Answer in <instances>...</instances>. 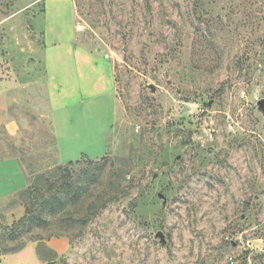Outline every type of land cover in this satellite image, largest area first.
<instances>
[{
    "label": "rangeland",
    "instance_id": "obj_1",
    "mask_svg": "<svg viewBox=\"0 0 264 264\" xmlns=\"http://www.w3.org/2000/svg\"><path fill=\"white\" fill-rule=\"evenodd\" d=\"M28 42L58 147L43 108L17 106L15 137L0 127V156L21 158L36 198L0 204V254L34 243L39 264H264V0H0L4 73ZM70 161L78 173L99 161L87 193L99 210L73 199L12 229ZM7 264L38 262L26 250Z\"/></svg>",
    "mask_w": 264,
    "mask_h": 264
},
{
    "label": "crops",
    "instance_id": "obj_2",
    "mask_svg": "<svg viewBox=\"0 0 264 264\" xmlns=\"http://www.w3.org/2000/svg\"><path fill=\"white\" fill-rule=\"evenodd\" d=\"M36 46V45H35ZM34 44L32 42H28L27 46L22 47L25 48L24 51L21 49L20 51V59L10 56L7 57L8 60L5 61L4 66L7 68L5 73L2 68H0V115H1V122L0 127L3 129L4 133L8 136L15 137L19 133V128L21 125V119L18 116L17 106L20 104H26L30 106L33 110L42 109L43 115L45 114L46 117H49V120L53 124V131L55 140L58 147L57 136L58 133L56 132V120L54 119L51 110L48 109V95L49 91L40 90L39 89V82L41 80L45 82V79L42 75H37L38 72L42 74L41 65L42 62L39 59L31 57L34 54L33 51L29 53L27 48H31L34 50ZM85 54V55H84ZM83 57L86 60H89L87 57V53H83ZM101 64H103L101 62ZM3 66V67H4ZM9 70V71H8ZM9 72V73H8ZM110 78L113 81V69L110 64ZM104 82V80H103ZM113 84V83H112ZM46 85H44L45 88ZM55 90V88H53ZM77 89H73L71 94L68 97H79L68 99L70 104H74V113L79 116L84 112L86 109L85 104L87 101L85 99H81V95ZM112 93H113V86H112ZM57 99L59 100L61 110L59 113L61 117L65 120L66 115L68 114V103H66V95L64 93H53ZM60 96V97H59ZM99 96V95H98ZM63 103V106H62ZM100 103V101H99ZM38 106V107H37ZM85 106V107H83ZM12 107V108H10ZM13 111L15 114H13ZM60 126L61 122L58 121ZM65 127L66 122L62 123ZM58 150V149H57ZM27 187V177L23 168L21 167L17 158L13 155L4 154L0 156V204L6 203L10 201L17 193L23 191ZM17 212L21 213L20 209L16 210ZM22 215V214H21ZM63 242L52 240L47 242V246L55 251L56 253L63 255L66 251L63 248ZM65 245V244H64ZM26 250L33 253V255L37 258V262L39 264V258L36 255V245L34 243L27 244L21 251L11 254V255H4L0 257L1 264H7L9 262H15V260L24 254Z\"/></svg>",
    "mask_w": 264,
    "mask_h": 264
},
{
    "label": "trees",
    "instance_id": "obj_3",
    "mask_svg": "<svg viewBox=\"0 0 264 264\" xmlns=\"http://www.w3.org/2000/svg\"><path fill=\"white\" fill-rule=\"evenodd\" d=\"M17 160L19 161L21 167L24 170L22 160L21 158L16 157L13 155ZM80 161L76 162H68L66 165H61L58 166L51 174L49 177L53 180V183L50 185L51 190H53V194L51 198H48L45 202V204H41L37 207L36 212L32 210L33 204L31 206H28L27 200L25 201L24 204V214L23 216L13 223L12 229H23V232L29 233L32 229V226L35 224H46V221H44L42 217L43 210H45L44 206H49V210L51 211V214H59V211H61L64 206H66L67 203L71 202L73 199H75L77 205L80 208H83L84 206H88L85 208V211L90 210V204L88 202V197L87 193L89 192V188L91 187L92 184H95L99 182V161H89L88 165H93V169L90 170H82L78 173V170L75 168L76 166L81 165ZM92 170H98V172H92ZM25 175L26 171L24 170ZM48 176V175H47ZM27 177V175H26ZM50 179V180H51ZM53 185V187H52ZM70 189L71 193H65V190ZM95 189V188H93ZM20 196L25 195L28 199L32 198L34 201L36 198H34L35 192L34 189L32 188V185L29 184V181L27 179V187L18 193ZM93 205V204H92ZM94 212L99 210V207L96 205V203L92 206ZM56 216V215H55ZM62 216V215H61ZM60 220V218L58 219ZM12 232L9 233L10 239L13 238V235H11ZM25 246V243H22L16 249H5L2 255H7V254H13L21 251ZM43 245H40L42 247ZM0 254V255H1Z\"/></svg>",
    "mask_w": 264,
    "mask_h": 264
},
{
    "label": "water",
    "instance_id": "obj_4",
    "mask_svg": "<svg viewBox=\"0 0 264 264\" xmlns=\"http://www.w3.org/2000/svg\"><path fill=\"white\" fill-rule=\"evenodd\" d=\"M262 105H263V101H260L259 102V106L262 108ZM158 237H160L161 239H163V234L162 233H158L157 234Z\"/></svg>",
    "mask_w": 264,
    "mask_h": 264
}]
</instances>
